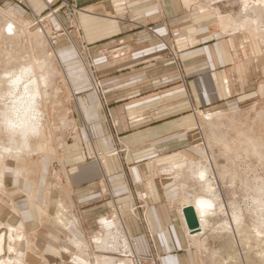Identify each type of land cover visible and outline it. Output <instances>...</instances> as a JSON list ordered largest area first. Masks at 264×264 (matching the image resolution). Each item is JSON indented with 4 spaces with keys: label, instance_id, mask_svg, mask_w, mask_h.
Masks as SVG:
<instances>
[{
    "label": "crops",
    "instance_id": "crops-1",
    "mask_svg": "<svg viewBox=\"0 0 264 264\" xmlns=\"http://www.w3.org/2000/svg\"><path fill=\"white\" fill-rule=\"evenodd\" d=\"M76 1L74 19L58 13L66 30L55 46L70 66L82 65L77 49L95 60L126 151L114 153L115 136L80 73L76 120L87 124L97 155H87L85 138H79L58 175L43 171L40 179L20 184L14 173L12 197L0 207V223L14 234L9 254L23 264H86L85 257L92 264H104L103 257L109 264L120 258L134 264L137 256L140 264H202L201 233L188 231L172 165L180 160L196 170L204 157L196 132L202 120L213 115L210 110L238 106L255 94L244 77L252 56L235 46L233 34L208 21L197 0ZM28 2L36 14L47 8L43 0ZM51 21L55 30L63 28ZM21 190L26 194L19 196ZM115 203L124 211L120 219L134 254L119 255L112 240L106 243L116 237L112 232L122 234ZM136 203L143 205L128 211ZM59 205L67 216L61 224L55 219ZM96 235L103 246L93 241Z\"/></svg>",
    "mask_w": 264,
    "mask_h": 264
},
{
    "label": "rangeland",
    "instance_id": "rangeland-1",
    "mask_svg": "<svg viewBox=\"0 0 264 264\" xmlns=\"http://www.w3.org/2000/svg\"><path fill=\"white\" fill-rule=\"evenodd\" d=\"M43 1L47 8L36 14L28 0H22L23 8L0 0V207L12 197L8 188L12 187L14 173H18L20 184L40 179L43 171L58 175L69 145L79 138H85L87 155H97L87 124L76 120L80 112L75 84L80 81L76 78L80 73L87 77L96 94L108 129L115 136V148L121 149L116 153L126 151L116 135L95 60L77 49L83 66H70L67 56L55 46L58 34L66 30L59 11L74 19L80 6L76 0ZM197 1L206 9L208 21L219 25L224 33L233 34L235 46L252 56L244 77L248 79L247 89L254 87L255 94L238 106L210 110L213 115L202 120L203 126L196 130L204 157L196 170L177 160L172 165L178 180L174 186L182 208L193 204L196 209L201 230L193 234L201 233L198 247L202 264H264V4H246L244 0ZM51 10L55 12L49 15ZM37 17L44 19L40 22ZM53 17L57 27H63L60 31L53 28ZM53 31L54 42L50 40ZM12 110L17 114L15 130L25 128L28 121L25 133L13 132L6 125L5 114L11 116ZM5 146H12L13 150L5 152ZM23 194L26 191L18 193ZM59 207L55 219L61 224L67 216ZM115 207L118 218H123L122 207L116 203ZM6 217L5 211L1 219ZM121 219L122 234L112 232L116 237L106 243L112 240L119 255L127 251L134 254ZM3 226L6 224L0 223V234L7 232L8 247L2 259L8 256L9 246L14 245L13 231ZM93 241L98 247L103 246L101 235ZM84 261L92 264L86 257ZM102 262L109 264V259L103 257ZM116 263L132 261L120 258Z\"/></svg>",
    "mask_w": 264,
    "mask_h": 264
},
{
    "label": "bare ground",
    "instance_id": "bare-ground-1",
    "mask_svg": "<svg viewBox=\"0 0 264 264\" xmlns=\"http://www.w3.org/2000/svg\"><path fill=\"white\" fill-rule=\"evenodd\" d=\"M253 1H260L262 4H264V0H244V2L246 3V4H248V3H250V2H253ZM76 52H77V50H76ZM80 60H81V58H80ZM83 65V64H82ZM17 116V114H16V112L14 111V110H12V114H11V116H8V115H6L5 114V119L7 120V126L9 125L10 127H12L13 129L11 130V131H17V132H20L21 131V133L23 134V133H25L26 132V128L27 127H29V125H28V121L25 123V128H21V130L20 129H18V130H15L14 129V127H16L17 125H16V120H15V117ZM5 120V121H6ZM12 146H5V147H3V150L5 151V152H9V151H11V150H13V148H11ZM2 149V148H1ZM15 150V149H14ZM17 150V149H16ZM14 153V152H13ZM11 154V153H10ZM122 218V217H121ZM122 221V224H123V226H124V222H123V220H121ZM189 230V229H188ZM6 231V230H5ZM1 232V231H0ZM190 232V231H189ZM125 233H126V231H125ZM191 233V232H190ZM193 234V233H192ZM126 235H127V233H126ZM7 237V232H4V230L2 231V233L0 234V264H13V262H15V263H18V264H23L24 262L20 259V258H16V257H14V256H11L10 254H8V256H6L5 258H1L2 256H5L6 254H7V243H6V240H5V238ZM10 238V237H9ZM9 238H7V239H9ZM127 239H128V241H129V248H130V250H131V252L132 253H134L135 252V248L133 247V245H132V243H131V240H130V238H129V236L127 235ZM13 246V245H12ZM12 246H9V250H10V247H12ZM137 256V255H136ZM83 262H84V260H82ZM141 260L138 258V256L136 257V264H140L141 262H140ZM23 262V263H22Z\"/></svg>",
    "mask_w": 264,
    "mask_h": 264
},
{
    "label": "water",
    "instance_id": "water-1",
    "mask_svg": "<svg viewBox=\"0 0 264 264\" xmlns=\"http://www.w3.org/2000/svg\"><path fill=\"white\" fill-rule=\"evenodd\" d=\"M182 213L187 225V228L191 233H196L201 230L200 221L193 204H186L182 208Z\"/></svg>",
    "mask_w": 264,
    "mask_h": 264
},
{
    "label": "built area",
    "instance_id": "built-area-1",
    "mask_svg": "<svg viewBox=\"0 0 264 264\" xmlns=\"http://www.w3.org/2000/svg\"><path fill=\"white\" fill-rule=\"evenodd\" d=\"M64 1L65 0H63V3H64ZM55 11L54 10H51V12L49 13V15H51V14H53ZM70 14H71V12H70ZM37 19L41 22V21H43V19L44 18H42V17H37ZM56 33H55V31H53L52 33H51V38H50V40L52 41V42H54V39L56 38V35H55ZM121 149L119 148V147H116V150H115V152L114 153H116V152H118V151H120ZM144 203V202H143ZM143 203L142 204H134V205H132L130 208H129V210H130V212H133V213H136V211L141 207V205H143ZM143 222H144V224H145V220H143Z\"/></svg>",
    "mask_w": 264,
    "mask_h": 264
}]
</instances>
